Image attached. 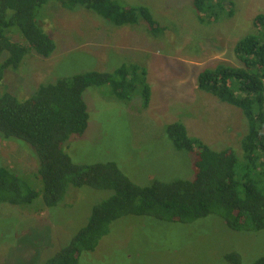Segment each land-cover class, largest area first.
I'll return each instance as SVG.
<instances>
[{
    "label": "rangeland",
    "instance_id": "374dc122",
    "mask_svg": "<svg viewBox=\"0 0 264 264\" xmlns=\"http://www.w3.org/2000/svg\"><path fill=\"white\" fill-rule=\"evenodd\" d=\"M116 1L147 7L165 30L154 35L142 21L116 27L94 12L81 7L68 11L51 0L41 24L53 38L55 52L48 59L29 54L18 70H7L0 97L9 93L25 101L41 85L90 72L115 73L136 64L147 69L149 106H144L139 84L127 100L114 96L108 85L89 87L84 93L88 129L65 146L72 161L116 163L141 187L155 179H192L194 156L178 151L167 135L169 125L182 123L192 139L211 149H233L242 176L245 163L237 152L248 120L239 108L199 90L198 77L218 65L241 66L234 47L254 31L264 0H231L234 6L226 5V11L233 8V17L210 24L201 23L192 0ZM11 37L22 42L16 33ZM261 131L264 134V126ZM31 149L0 135V166L40 192L32 205L0 203V264H46L87 225L93 208L113 195L72 188L57 207H46L39 163ZM231 253L241 256V264H252L264 255V231H232L215 215L191 224L127 216L112 223L109 234L95 251L83 254L79 264H232L225 258Z\"/></svg>",
    "mask_w": 264,
    "mask_h": 264
},
{
    "label": "trees",
    "instance_id": "16d2710c",
    "mask_svg": "<svg viewBox=\"0 0 264 264\" xmlns=\"http://www.w3.org/2000/svg\"><path fill=\"white\" fill-rule=\"evenodd\" d=\"M50 1L0 0V87L5 72L18 70L29 54L48 59L55 52L56 44L41 24L48 16L44 8ZM57 1L65 10L81 7L116 27L142 21L154 35L165 30L145 6H124L116 0ZM226 5L234 6L231 0H192L204 24L233 17V8L228 12ZM253 26L254 31L234 47L240 67L218 65L198 77L199 90L239 108L248 120L247 134L237 150L245 163L242 176L238 175L233 149H211L192 139L182 123L169 125L167 135L178 151L194 156L192 179H155L150 186L141 187L116 163L78 165L72 161L65 146L72 136H81L88 129L90 115L84 93L89 87L108 85L114 96L127 100L139 84L144 106H149L147 69L136 64L124 65L115 73L90 72L41 85L25 101L9 93L0 97V135L24 142L35 152L46 207H57L72 188L89 187L113 194L93 208L87 225L46 264H79L81 256L95 251L109 234L111 224L127 216L191 224L215 215L232 231H264V13L255 17ZM13 33L22 42L13 41ZM39 196L40 192L12 170L0 166V203L28 206ZM225 258L232 264L242 261L237 253ZM252 264H264V255Z\"/></svg>",
    "mask_w": 264,
    "mask_h": 264
}]
</instances>
